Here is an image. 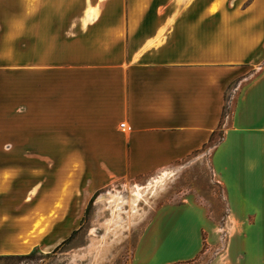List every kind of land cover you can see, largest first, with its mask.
<instances>
[{"label": "crops", "instance_id": "1", "mask_svg": "<svg viewBox=\"0 0 264 264\" xmlns=\"http://www.w3.org/2000/svg\"><path fill=\"white\" fill-rule=\"evenodd\" d=\"M7 74L16 79L13 121L2 100ZM192 158L207 159L223 189L221 229L194 201L162 207L133 264L211 252L212 264H264V0H84L73 10L0 0V254L51 250L81 215L70 190L56 209L54 187L24 212L25 201L4 197L6 183H49L58 166L93 195ZM5 159L38 163L27 175Z\"/></svg>", "mask_w": 264, "mask_h": 264}, {"label": "rangeland", "instance_id": "2", "mask_svg": "<svg viewBox=\"0 0 264 264\" xmlns=\"http://www.w3.org/2000/svg\"><path fill=\"white\" fill-rule=\"evenodd\" d=\"M26 1L28 5L32 3V0ZM83 4L84 0H56V5H66L72 10ZM78 16V12L70 14L71 20H76ZM15 80L14 74H7L6 86L1 87L5 92L2 100L7 103L6 114L10 121L14 119ZM23 86L24 91H29V74L23 76ZM231 109L232 106L228 111ZM13 129V123L6 126L8 133H13ZM220 136V132H217L214 142H217ZM15 160L28 172L27 175L30 170L37 168L36 159L33 160L35 162L31 159H5L1 164L11 166ZM57 167L49 173V183L28 181L16 189L6 183L4 197L25 201L23 210L28 212L32 196L50 194L54 187V193L58 196L57 209L62 207L61 203L70 190L72 199L74 194H77L76 203L81 207V215L77 216L79 219L71 223L72 228H75L72 233L76 232L73 235L71 233L65 243L61 244L65 240L60 242L57 250V246L51 250H38V253L29 259L21 257L31 252L0 254V264H133L142 235L151 227L156 212L162 207H176L185 202L194 201L201 205L217 229L222 227V219L226 214L224 193L212 175L207 159H188L173 172L155 174L138 182L118 181L93 195L82 194L80 175H64L58 172ZM10 176L11 174L7 173L4 180L8 182ZM40 224L36 223L28 236L36 233ZM42 232L43 230L40 231ZM218 240L221 244V231ZM217 256L216 252H211L193 262L179 264H212Z\"/></svg>", "mask_w": 264, "mask_h": 264}, {"label": "trees", "instance_id": "3", "mask_svg": "<svg viewBox=\"0 0 264 264\" xmlns=\"http://www.w3.org/2000/svg\"><path fill=\"white\" fill-rule=\"evenodd\" d=\"M220 128H221V125H220ZM76 231H74L73 233H72V235L75 233ZM67 240H65V241H63L61 244H63V243H65ZM59 246H57L56 248H55V250H57V248H58ZM55 252V251H54ZM38 253V249H34L29 255H27V256H22L21 258H24V259H29V258H32L33 256H35L36 254ZM1 258V257H0Z\"/></svg>", "mask_w": 264, "mask_h": 264}, {"label": "built area", "instance_id": "4", "mask_svg": "<svg viewBox=\"0 0 264 264\" xmlns=\"http://www.w3.org/2000/svg\"><path fill=\"white\" fill-rule=\"evenodd\" d=\"M120 129H122V130L125 129V123H122V124L120 125Z\"/></svg>", "mask_w": 264, "mask_h": 264}, {"label": "bare ground", "instance_id": "5", "mask_svg": "<svg viewBox=\"0 0 264 264\" xmlns=\"http://www.w3.org/2000/svg\"><path fill=\"white\" fill-rule=\"evenodd\" d=\"M26 244V243H25Z\"/></svg>", "mask_w": 264, "mask_h": 264}]
</instances>
